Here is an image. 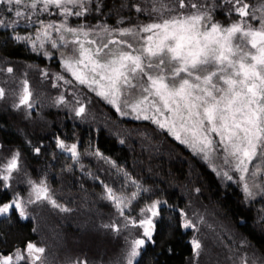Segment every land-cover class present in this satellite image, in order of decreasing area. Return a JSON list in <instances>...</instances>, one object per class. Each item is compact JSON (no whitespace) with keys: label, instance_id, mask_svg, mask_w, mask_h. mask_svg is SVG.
Returning <instances> with one entry per match:
<instances>
[{"label":"snow or ice","instance_id":"1","mask_svg":"<svg viewBox=\"0 0 264 264\" xmlns=\"http://www.w3.org/2000/svg\"><path fill=\"white\" fill-rule=\"evenodd\" d=\"M228 2L233 4L240 20L227 27L214 22L203 3H194L193 0H187V3L185 0H145V7L137 6L136 11L148 12L150 23L134 28L101 25L100 32L86 23L76 27L68 25L69 17L82 18L91 12L93 3L97 5L96 11H100L98 0H0V5L7 6L3 11L9 16L14 12L18 18L26 13L51 14L52 11L62 17L58 25L49 23L43 26L35 38L15 37L31 43L33 51L42 52L46 57L52 55L45 50L46 43L51 49L64 47L70 51L71 55L61 53L60 60L65 73H70L74 81L59 74L56 80L66 85L76 82L87 86L114 105L121 115H128L123 109L130 107L137 113V119L153 121L197 154H203L205 159L222 150L224 162L233 164L244 181L245 173L253 178L264 176V15L258 17L255 12L250 13V6L244 0ZM250 21H255L259 27ZM0 24H5V21L0 19ZM52 30L57 33L56 39L52 38ZM101 32L104 39L99 43L95 39H86L90 34L99 36ZM66 34L75 39H66ZM113 35L120 39H107ZM81 36L85 39L81 40ZM93 45H96L95 48ZM7 71L12 72L13 69L9 67ZM24 85L23 95L16 107L32 106L27 81ZM133 93L137 94L133 97L136 102L130 103L129 97ZM122 95L124 99L120 101ZM3 96L4 89L0 88V97ZM64 102L63 96L57 100V103ZM84 112L85 107L81 105L76 115ZM57 147L71 153L73 158L78 155L75 143L69 146L58 139ZM35 151L39 153L40 148ZM19 156L16 152L0 165V182L4 189L11 187L9 181L13 172L19 169ZM250 164L254 171L250 172ZM28 183L32 185L36 201L49 200L60 207L49 196L44 181ZM105 188L108 198L123 214L122 198L106 185ZM244 192L249 197L253 195L247 182ZM132 196L135 198L136 193ZM34 202L32 199L27 201L28 204ZM161 203L153 201L140 210L144 218L129 221L143 229V238L131 241L127 264H133L146 239L151 240L153 218L160 215ZM62 210L69 211L66 208ZM10 212L27 218L26 205L19 194L8 202L0 203V216ZM183 226L194 227L191 221H185ZM192 245L195 250L201 248L199 240L194 239ZM25 251L28 257H32L30 264H36L41 259L37 254L44 253L45 249L27 243ZM21 260H25V256L17 250L15 261ZM13 261V255L0 253V264H13ZM77 264H88V261L79 260ZM241 264L251 262L242 258Z\"/></svg>","mask_w":264,"mask_h":264},{"label":"rangeland","instance_id":"2","mask_svg":"<svg viewBox=\"0 0 264 264\" xmlns=\"http://www.w3.org/2000/svg\"><path fill=\"white\" fill-rule=\"evenodd\" d=\"M211 1L213 3V0ZM185 2L187 3V1ZM193 2L199 4L203 2L206 3L207 0H193ZM220 2L228 4L229 9L227 10V15L228 17L231 16L232 19L231 21H228V24H222L220 23V21H215L213 19L214 22L227 27L231 23L240 20L239 15L233 10L232 3H229L228 0H220ZM244 2L249 4L250 7L248 10L250 13L255 12L258 17L264 15V10H262V8H264V0H244ZM156 6L159 7V5ZM6 7V5H0V19L4 20L5 22L6 19H8L9 23L10 21H15V23H10L12 26H15L20 20L25 21L24 23L21 22L16 25H20L22 26L21 28H23V32H19V34H16V36H27L35 38L36 34L43 30V26L49 23L58 25L62 20V17L56 15L55 11H52L51 14L48 12H38L29 15L26 13L24 17L19 18L16 17L13 12V14L9 16L6 12L3 11ZM173 7L175 6L173 5ZM2 13H4L5 19L1 18ZM89 13L87 15H90ZM135 13H137V11ZM147 14L148 12L140 13V15L144 18L148 17ZM185 14H187V12ZM83 18L84 17H69L68 25L70 27H76L80 23H86L88 25H92L94 31L100 32L101 25H105L109 28H116L118 26L122 27L120 23H123L125 20L121 18L118 23L109 24L104 21L97 23L87 22L83 20ZM150 22L151 21H146L141 25ZM250 22L253 23L255 27H259V24L255 21ZM134 27L135 26L132 25V27L128 28ZM56 37L57 33L52 30V38L56 39ZM66 39L71 41L74 40L75 37L70 34H66ZM84 39L85 38L81 36V40ZM86 39H95L99 43L102 39H104V36L101 32L99 36H92L90 34ZM107 39H120V37L117 35H113L111 37H107ZM18 41L26 44L27 47L32 52H35L39 57H41L43 61L30 62L20 60L13 63L10 60H5L0 57V88L4 89V96L0 97V114L7 115V117L11 120V122H13L16 127L25 132L29 131V133L35 130V123H39L40 126L45 123L52 126V128L56 131L54 130L55 132L50 135L51 140L54 141L56 145V150L49 151L45 149L44 151H42V149L40 148V151H42L45 155L49 154L54 156L55 158L54 161H51V163H49V166H45L44 168H50L52 164L53 166L55 165V167L58 168L61 165H65L66 169L64 166L62 167L64 168L63 180L69 179L70 181H74L72 182L73 184L68 185V187L64 188L60 186L59 192H57L56 194L54 191L55 189L50 188L48 192L49 196L55 197L56 199H54L60 207H55L51 204V206L56 208V213L49 210L46 214L43 211L44 203L37 202L35 201V199L31 198L33 194L29 195V192H33L32 185L29 184L28 181L37 179L35 178L33 171L28 172L29 168H31V165H25L26 171L22 172L21 174L18 173L20 169L16 172H13L12 174V179L10 180L13 183L12 192L14 196L16 194H19L22 198V202L26 205L27 212L30 216L28 218L32 219L34 230L38 237L37 240L30 241L29 243H33L37 247H43L45 249L44 253L37 254L41 256V259L39 261H36V264H77L79 260H87L88 264H127V254L131 250V241L137 238H143V229L137 226H133L131 223H129V221L133 219L139 221V219L144 218L140 210L150 205L153 201H161V208L165 204L166 200L162 199V197H160L158 194L156 195L155 191L153 192L151 186L147 181V176L138 178L134 174L132 175L124 166L118 165L112 159L104 155L100 151V149L97 148L95 142L86 137L88 133H90V129L92 128H94L95 131L104 129L108 131V133L113 137L116 136L119 131V133L123 132L127 135L129 134L131 138H128V146L138 150L140 147L145 146V141L149 142L150 140L143 137V135H141L137 131L136 133H133L131 129L128 130L127 128L123 127L122 119L130 118L137 121L143 120L151 124H154V122L151 120L137 119V113L133 112L130 107L123 109L124 111H127L129 113L128 115L119 114L116 111L114 105L110 104L103 97L97 95L96 91H93L87 86L78 85V83L76 82H74L72 85H66L63 81L56 80V75L59 74L64 75L65 79H73L74 81V77H71L70 73H65L60 60L61 53L71 55L68 49L60 47L59 50H54L51 49L50 45L46 43L45 50L52 53L51 56L46 57L42 54V52L33 51L31 43L24 40ZM95 46L96 45H93L92 47L95 48ZM9 67L13 69L12 72L7 71ZM45 72L48 73L47 76L44 75ZM25 81H27V87L29 89V92L31 93L29 103L32 106L28 107L27 105H20L19 107H16L15 105L19 104L20 96L23 95ZM99 90L100 89L97 87V91ZM92 94L98 98V102H100V105L97 102H92L89 99L88 95ZM136 95V93H133V96L129 97L130 103L136 102V100L133 98ZM61 96L64 97L65 102L57 103V100ZM123 99L124 97L122 95L120 101H122ZM120 101H118V103H120ZM81 105L85 107V112L80 116H77L76 110ZM56 120L57 123L55 122ZM58 121H63V123L60 124ZM67 125L69 127H66ZM137 133H139L138 136ZM213 136H215V134H213ZM45 137L47 136H41V138ZM171 137L175 139L174 136L171 135ZM58 139L63 140L64 143L69 146L73 143L77 144V157L73 158L71 153L57 147ZM82 140H85V144L87 146L84 151H82ZM190 149L193 151L192 148ZM8 151L9 150L5 149L0 143V165L6 163L7 160L11 159L12 155L16 153H10ZM193 153L197 154V152L195 151H193ZM19 154L20 156L18 163L20 167L22 156L21 153ZM197 155H199L200 157H204L203 154ZM56 157L57 159L61 157V161L63 163L58 164L57 162H55ZM163 160H165L167 164L171 162L170 156H167V154L164 156ZM151 161L152 158H147L146 162H143L140 158H138L137 160V162L139 163L143 162L144 165L146 164V171H148V173H150L153 178V174L159 171V167L158 165H152L150 163ZM207 161H209L212 167L219 174L227 178L226 181L238 184L248 202H254L260 195L264 193V191H262V189H264V176L257 175L253 178L250 177L248 173H245L244 175L246 177V180L242 181L240 179L241 174L235 170L234 165L224 162V154L222 150L216 152L214 155H211L207 159ZM66 162L69 163L67 164ZM254 163H259V161H254ZM34 166L35 165H32V167ZM249 170L250 172L255 170L252 164L249 165ZM48 171L49 169L45 170V173H47ZM24 176H26L25 179ZM229 176H231L232 178L228 179ZM22 180L27 181V187L25 189V191L27 192L26 195L24 193H21L23 192L24 188L19 187V184H21ZM39 180H41V178H38L36 181ZM245 182L249 184L250 190L253 192V195L251 197L247 196V194L244 192ZM93 185H96L97 187L99 186V189L97 190L99 196L96 199L93 197H89L88 194L87 197H83L82 194H84L85 191H88V186ZM105 185L108 188H111L113 190V193L117 197L122 198L121 208H123V214H121L120 208L116 206V203L112 199L108 198ZM255 185H258L259 187H256ZM157 187L163 188L167 186L158 181ZM133 193H136L135 198H133L132 196ZM80 194L81 198L79 197ZM29 199H32L35 202L32 204H28L27 201ZM65 199L73 204L72 208L69 211L62 210L65 208V206L61 203V201L66 202ZM95 201H98L99 203ZM94 202L98 205L109 204V207L112 209L113 213H115L116 216V222L113 224H99L96 221L89 224H84L86 225V229L88 227V229H91V232L100 234L103 241L111 242V244L113 245V249L109 255L106 254V251L103 252V250L101 252L100 250H98V252L100 253H98L99 255L97 256L93 255L91 252L84 255V253L80 254L76 251L69 250L65 244V239L68 237L66 233L67 227L64 224H56L55 221L53 222V219L51 217L53 215L59 216L61 215V213H67L69 214V216H71L76 211V209L74 208L75 205L81 204L86 207L87 204L91 205ZM199 202V200L194 201V203L190 205L189 211L183 214L185 217L183 225L185 221H191L194 225V227H188L185 229L194 232V235L197 237L196 240H199L201 243L200 251H202L204 247L203 236L204 234L208 235L209 248L205 255L206 262L210 264H220L223 263L224 260H230L231 263L227 261L228 264H241L242 258H247L251 262V264H255L256 259L251 257V252L253 249L251 250L252 247L249 246L250 244L240 238V234L233 226H230V229L224 225L222 226L220 221L222 223L223 221L221 220V217L219 218L220 215L217 211L214 212L210 208L206 209L205 207H202V203ZM192 215L194 217H197V219L193 220L194 217H192ZM49 216L50 218H48ZM160 216L161 214L153 218L154 228ZM5 217L7 216H0V221H2V219H4ZM126 224L127 227H125ZM110 226L114 228V232H112L111 234L106 229ZM103 231L106 234L103 233ZM153 232L154 229L152 230V235ZM224 238L227 240L224 241ZM149 241L150 240L146 239L145 244L141 246V248L139 249V255L134 258L133 264L138 261ZM25 249L16 247L10 253H4V251L0 253H3L5 255H13V264H30L32 257L27 256ZM17 250L20 251L21 255L25 256V260L15 261V253ZM244 251L247 254H245ZM218 252L221 256H223L225 253V259L223 260L221 258L220 262H218L220 260V257L218 261L211 260L210 257H213L212 254ZM215 259H217V256H215ZM197 262V260H194L192 264H199Z\"/></svg>","mask_w":264,"mask_h":264},{"label":"trees","instance_id":"3","mask_svg":"<svg viewBox=\"0 0 264 264\" xmlns=\"http://www.w3.org/2000/svg\"><path fill=\"white\" fill-rule=\"evenodd\" d=\"M98 3L100 11H96L97 5L93 3L90 15H86L83 20L95 23L104 21L115 24L122 18L125 19L123 23H120L122 27H132V25H141L146 21H150L148 17L144 18L140 15L143 12L137 11L135 13L137 6L145 7V0H98ZM203 5L209 10V14L215 21H220L222 24H228V21H231L232 17L230 16V18L227 15L229 9L227 3H222L220 0H213L212 3L211 0H207L206 3L203 2ZM1 16L5 19L4 13ZM8 21L6 19L5 24H0V57L13 63L20 60L43 61L26 44L15 39L16 34L23 32L22 26L16 25L25 21L20 20L15 26H12ZM88 96L92 102H97L100 105L95 95ZM122 120L123 127L128 130L131 129L133 133L139 132L150 141H145V146L137 150L128 146V138H131L129 134L119 133L118 131L117 135L113 137L104 129L95 131L94 128L90 129V133L86 138L93 140L104 155L118 165L124 166L132 175L134 174L138 178L147 176V181L153 192L155 191L156 195L158 194L166 200L160 208L161 216L156 223L152 238L135 264H192L194 260H197L199 264H210L206 262L205 256L209 248L208 235L204 234L203 236V250L200 251L201 248L195 250L192 241L196 240L197 237L193 231L185 229L183 226L185 220L183 214L189 211L190 205L196 200L202 203V207L210 208L214 212L217 211L220 215L219 218L221 217L223 221V223L220 221L222 226L228 228L233 226L240 234V238L247 241L250 244L249 246L252 247L251 257L256 259L255 264H264V193L254 202H248L238 184L226 181L227 178L219 174L205 157L193 153L187 145L172 138L166 129L162 130L157 124L147 123L143 120L137 121L130 118ZM55 122L57 123V120ZM58 122L63 123V121ZM34 129L32 131L34 133L22 131L11 122L7 115L0 114V143L10 153H21L22 162L20 166H49V163L54 161L55 157L49 154L45 155L42 151L45 149L49 151L56 150V145L51 140L50 135L56 130L47 123L41 126L39 123H35ZM139 133H137V136ZM41 136L47 137L41 138ZM82 141V151H84L87 146L85 140ZM36 148H41L42 151L37 153ZM166 154L170 156L171 162L168 164L163 160ZM138 158L143 162H146L147 158H152L150 163L158 165L159 171L153 174V178L146 171V164L137 162ZM61 160V157L58 159L56 157L55 162L61 164L63 163ZM158 181L167 187H157ZM98 189L91 186L82 196L87 197L88 194L89 197L96 199L99 196ZM79 197L81 198V194ZM65 201H61V203L66 209L70 210L73 204L68 202L67 199ZM95 202L99 203L98 201ZM95 202L91 205L87 204L86 207L81 204L75 205L76 211L71 216L67 213H61L59 216L53 215L51 217L56 224H64L67 227L68 237L65 239V244L69 250L80 254L84 253V255L91 252L96 256L103 250L109 255L113 249L111 242L103 241L100 234L91 232L88 227L86 229L84 224L95 221L99 224H113L116 222V216L109 204H99V206ZM44 206L43 211L46 214L49 210L56 213L55 207L51 205ZM192 217L194 216L192 215ZM196 219L197 217H194L193 220ZM30 223L0 226V252L8 253L16 247L25 246L29 241L37 240L34 224ZM106 229L110 234L114 232V228L111 226ZM103 233L105 232L103 231ZM225 240L227 239L224 238ZM197 251L199 252L198 255ZM245 251L244 253L247 254ZM215 254H212L214 258L209 256L211 260L218 261L220 257L218 261L220 262L221 258L225 259V253L223 256L219 252ZM215 256H217V259H215ZM227 261L231 263L230 260H224L220 264H228Z\"/></svg>","mask_w":264,"mask_h":264},{"label":"flooded vegetation","instance_id":"4","mask_svg":"<svg viewBox=\"0 0 264 264\" xmlns=\"http://www.w3.org/2000/svg\"><path fill=\"white\" fill-rule=\"evenodd\" d=\"M45 166L47 167V165H37V166H34V167L30 166L31 168H29L28 172L33 171L35 178H37V179L41 178V180H39V181H36L37 179L32 180V181L37 183V184H39L41 181H44L45 186L48 188V192H49L50 188H53V189H55L54 191H55V194H56L57 192H59L60 186L65 188V187H68V185L73 184L72 182H74V181H70L69 179L63 180V178H64L63 169L64 168H62V167L64 166L65 169H66L65 165H63V166L61 165V166H59V168L55 167V165L54 166L52 165L50 168H44ZM60 168H61V171H60ZM19 169H18L19 170L18 173L21 174L22 172L26 171V166H20ZM47 169H49V171L47 172L48 174L45 173V170H47ZM14 172H16V171H14ZM41 172H43V173H41ZM25 178H26V176H24V179ZM9 183H10L11 187L8 188V189H4L2 182H0V203L8 202L11 198L14 197V194L12 192L13 183H12V181H9ZM23 183H24V185H23ZM19 187L20 188H24L23 192H21V193H24L26 195L27 192L25 191V189L27 187V181L26 180H22L21 184H19ZM90 187L91 186H88V188H90ZM92 187L99 188V186L97 187L96 185L95 186L93 185ZM31 194H33V196L31 198L35 199V201H36L35 193L29 192V195H31ZM54 198L55 197H51V199H54ZM37 202H40V203L43 202L44 205H51L49 200L41 199L40 201H37ZM44 207L45 206H43V208ZM26 213H27V218H20L17 213L10 212L9 214L6 215L7 217H5L4 219H2V221H0V226L6 227V226L13 225L15 223H18V224H21V225H25L27 223L31 224L30 222H32V219L28 218L30 216H29V213L27 212V209H26ZM26 245L25 246H20L19 248L20 249H23V248L25 249ZM8 253H10V252H8Z\"/></svg>","mask_w":264,"mask_h":264}]
</instances>
